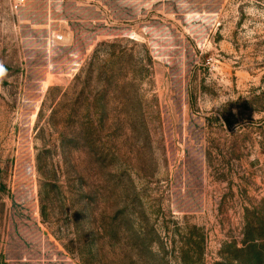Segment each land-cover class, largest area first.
<instances>
[{
  "label": "rangeland",
  "instance_id": "rangeland-1",
  "mask_svg": "<svg viewBox=\"0 0 264 264\" xmlns=\"http://www.w3.org/2000/svg\"><path fill=\"white\" fill-rule=\"evenodd\" d=\"M16 3L0 264H264V0Z\"/></svg>",
  "mask_w": 264,
  "mask_h": 264
},
{
  "label": "built area",
  "instance_id": "built-area-1",
  "mask_svg": "<svg viewBox=\"0 0 264 264\" xmlns=\"http://www.w3.org/2000/svg\"><path fill=\"white\" fill-rule=\"evenodd\" d=\"M25 3V0H17L16 7L21 6ZM64 39V34L63 33H55V32H50L48 34V41L49 43H56L59 41H62Z\"/></svg>",
  "mask_w": 264,
  "mask_h": 264
},
{
  "label": "crops",
  "instance_id": "crops-1",
  "mask_svg": "<svg viewBox=\"0 0 264 264\" xmlns=\"http://www.w3.org/2000/svg\"><path fill=\"white\" fill-rule=\"evenodd\" d=\"M66 30L64 31V33L66 34V41H73L74 37H73V31L72 28H66L64 27Z\"/></svg>",
  "mask_w": 264,
  "mask_h": 264
},
{
  "label": "trees",
  "instance_id": "trees-1",
  "mask_svg": "<svg viewBox=\"0 0 264 264\" xmlns=\"http://www.w3.org/2000/svg\"><path fill=\"white\" fill-rule=\"evenodd\" d=\"M89 123V122H88ZM90 124V123H89ZM39 170H41V169H39ZM2 185H0V187H1ZM2 189L0 188V191H1ZM1 194V193H0ZM0 199H1V196H0Z\"/></svg>",
  "mask_w": 264,
  "mask_h": 264
},
{
  "label": "clouds",
  "instance_id": "clouds-1",
  "mask_svg": "<svg viewBox=\"0 0 264 264\" xmlns=\"http://www.w3.org/2000/svg\"><path fill=\"white\" fill-rule=\"evenodd\" d=\"M0 75H3V71L2 70H0Z\"/></svg>",
  "mask_w": 264,
  "mask_h": 264
}]
</instances>
